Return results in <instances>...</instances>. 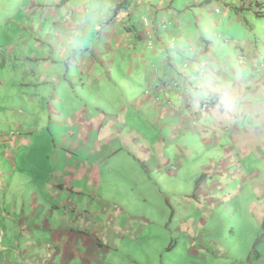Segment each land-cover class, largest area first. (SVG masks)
<instances>
[{
    "label": "crops",
    "instance_id": "crops-1",
    "mask_svg": "<svg viewBox=\"0 0 264 264\" xmlns=\"http://www.w3.org/2000/svg\"><path fill=\"white\" fill-rule=\"evenodd\" d=\"M262 26L264 0H0V264L117 251L112 225L92 233L102 166L175 177L193 136L264 155Z\"/></svg>",
    "mask_w": 264,
    "mask_h": 264
},
{
    "label": "rangeland",
    "instance_id": "rangeland-1",
    "mask_svg": "<svg viewBox=\"0 0 264 264\" xmlns=\"http://www.w3.org/2000/svg\"><path fill=\"white\" fill-rule=\"evenodd\" d=\"M259 39L264 41V26ZM14 102L13 91L0 87V120L9 116ZM184 141L191 146L189 164L175 177H159L148 171L144 176L124 166H114L111 171L101 167L99 196L104 212L93 215L97 223L92 226V233L99 238L112 225L116 232L112 239L119 245L102 264L247 262L264 219V155L240 156L244 148L226 140L220 142L216 153L211 149L207 153L199 136ZM174 144L180 148L183 145ZM216 154H222L219 157L224 160L212 161ZM211 161L221 169L214 177L219 176L222 181L231 178L221 188L222 196L215 195L216 189L205 186L207 182L202 178L217 169L208 167ZM113 211L117 213L109 220ZM48 212L53 209L48 208ZM258 252L264 256V243Z\"/></svg>",
    "mask_w": 264,
    "mask_h": 264
},
{
    "label": "trees",
    "instance_id": "trees-1",
    "mask_svg": "<svg viewBox=\"0 0 264 264\" xmlns=\"http://www.w3.org/2000/svg\"><path fill=\"white\" fill-rule=\"evenodd\" d=\"M261 15L262 14L260 12H258V16H261ZM263 243H264V219L261 221L260 233L256 237V239H255V241L253 243L250 259H251V256H253L254 258H258V256L260 255L259 252H258V248Z\"/></svg>",
    "mask_w": 264,
    "mask_h": 264
},
{
    "label": "built area",
    "instance_id": "built-area-1",
    "mask_svg": "<svg viewBox=\"0 0 264 264\" xmlns=\"http://www.w3.org/2000/svg\"><path fill=\"white\" fill-rule=\"evenodd\" d=\"M143 21L146 22V19H144Z\"/></svg>",
    "mask_w": 264,
    "mask_h": 264
}]
</instances>
